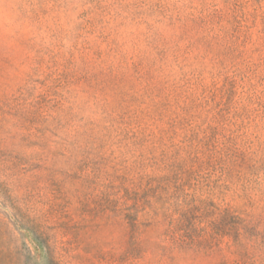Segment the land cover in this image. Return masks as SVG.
I'll return each instance as SVG.
<instances>
[{
  "label": "rangeland",
  "instance_id": "1",
  "mask_svg": "<svg viewBox=\"0 0 264 264\" xmlns=\"http://www.w3.org/2000/svg\"><path fill=\"white\" fill-rule=\"evenodd\" d=\"M0 264H264V0H0Z\"/></svg>",
  "mask_w": 264,
  "mask_h": 264
}]
</instances>
